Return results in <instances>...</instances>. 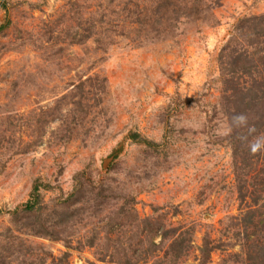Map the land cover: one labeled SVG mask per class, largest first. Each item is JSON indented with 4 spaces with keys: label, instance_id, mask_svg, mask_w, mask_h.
I'll use <instances>...</instances> for the list:
<instances>
[{
    "label": "rangeland",
    "instance_id": "1",
    "mask_svg": "<svg viewBox=\"0 0 264 264\" xmlns=\"http://www.w3.org/2000/svg\"><path fill=\"white\" fill-rule=\"evenodd\" d=\"M236 113L264 0H0V264H264Z\"/></svg>",
    "mask_w": 264,
    "mask_h": 264
},
{
    "label": "clouds",
    "instance_id": "2",
    "mask_svg": "<svg viewBox=\"0 0 264 264\" xmlns=\"http://www.w3.org/2000/svg\"><path fill=\"white\" fill-rule=\"evenodd\" d=\"M220 132L224 136H231L236 132L237 139L247 147L251 155L264 154V134L253 135L256 129L247 114L236 113L230 118L225 116L220 124Z\"/></svg>",
    "mask_w": 264,
    "mask_h": 264
},
{
    "label": "trees",
    "instance_id": "3",
    "mask_svg": "<svg viewBox=\"0 0 264 264\" xmlns=\"http://www.w3.org/2000/svg\"><path fill=\"white\" fill-rule=\"evenodd\" d=\"M25 208H26V205H25ZM28 208V207H27Z\"/></svg>",
    "mask_w": 264,
    "mask_h": 264
}]
</instances>
